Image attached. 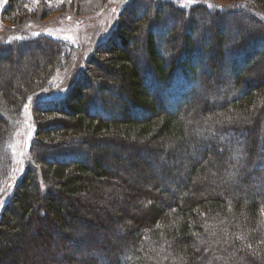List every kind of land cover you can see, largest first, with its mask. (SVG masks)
Returning <instances> with one entry per match:
<instances>
[{
	"label": "trees",
	"instance_id": "16d2710c",
	"mask_svg": "<svg viewBox=\"0 0 264 264\" xmlns=\"http://www.w3.org/2000/svg\"><path fill=\"white\" fill-rule=\"evenodd\" d=\"M72 1L7 0L1 15L19 27ZM228 2L133 0L56 98L47 95L70 71L72 46L46 35L0 43V192L12 185L25 109L33 121L30 165L0 213V264H17V252L21 264H264V154L253 142L264 149V0ZM214 87L217 104L201 98ZM194 136L212 145L196 162L186 145ZM219 142L228 146L218 151ZM130 172L146 177L142 188L122 178ZM176 172L183 182L171 180ZM107 182L115 194L106 202L129 199L138 215L118 205L116 216L103 207L96 219L79 215L73 201ZM113 226L102 243L95 232Z\"/></svg>",
	"mask_w": 264,
	"mask_h": 264
},
{
	"label": "rangeland",
	"instance_id": "374dc122",
	"mask_svg": "<svg viewBox=\"0 0 264 264\" xmlns=\"http://www.w3.org/2000/svg\"><path fill=\"white\" fill-rule=\"evenodd\" d=\"M133 0H73L72 6L67 10L66 12L62 13L56 10V12L52 13L49 17L43 20H36L35 22H31L25 25H21L19 27H14L10 23L5 22L2 19V11L6 5L7 0H0V43L1 42H12L15 40H20L22 37H30V36H36V35H46L49 37H52L54 39L63 41L68 43L70 46H72L74 53L73 58L71 60L70 64V71L66 73H62L57 76L55 79V88L53 89L52 93L47 95L48 97L56 98L59 95H62L63 92L68 88L72 81L75 78V75L78 70L82 69L83 66L86 65L87 60L89 56L93 53L94 49L101 44L106 39V36L109 35L114 31V28L116 27L118 23V16L120 15L121 11L123 10L124 6L130 4ZM171 2L179 4L181 7H190L195 4H218L222 6H227L230 3L228 0H169ZM125 17V16H124ZM226 33L230 32V29H225ZM36 49V48H35ZM34 49V50H35ZM23 51H21L22 53ZM27 52V51H26ZM261 53V52H260ZM264 54V51L262 52ZM7 53H0V58H6ZM10 59L7 58L9 63L6 67L9 71L14 72L16 69L17 61L15 60L13 54L10 52L9 54ZM41 62L42 59H39ZM1 64V63H0ZM262 65H264V61L262 62ZM1 67L4 65H0ZM3 68V69H4ZM257 71V70H256ZM259 71V70H258ZM257 71V72H258ZM223 76L222 79H225L227 77V69H223ZM74 76V77H73ZM209 93L206 94L204 97H201L205 100L210 101L212 104H217V102H220L222 98L223 92L218 87H214ZM231 94V95H237ZM204 101L199 103V107H201L204 103ZM25 109L22 115V124L21 129L19 133L15 136V139L12 144V157L14 160L15 170L13 172V176L11 177V186L7 187L8 190L6 192L1 191L0 192V213L1 210L6 203L7 199L10 197L11 192L15 188L17 181L20 178V175L25 170V168L28 166L29 158H28V147L29 143L32 141L33 137V121L30 118L31 112L29 110ZM259 126V125H258ZM262 126H264V121L262 122ZM192 127V126H191ZM264 133V131L262 132ZM264 135V134H263ZM200 140H203V144H200ZM207 140H210V137L204 138V136L196 137L192 139L189 143H187V149L189 151V158L188 160L192 162L199 161L201 158V151L208 150L209 147L212 145L208 144ZM254 141V148L258 151V155L256 156L258 158H262L264 149L259 146V150L257 143V139H253ZM171 145V144H168ZM210 145V146H209ZM227 143L219 142L217 143L216 147L218 148V151L222 150L223 148H226ZM232 147L229 149L227 158L233 159L234 156L238 157V154L240 150L236 147V145L233 143L231 145ZM230 147V146H229ZM194 149H197L196 151ZM238 153V154H237ZM213 153L210 152V156L208 157L209 160L215 159L214 156H212ZM157 157V156H156ZM159 166H165L167 163H165L162 159H157ZM126 161V159H124ZM180 161V160H178ZM185 162L183 161V164ZM181 164V165H183ZM184 168V167H183ZM182 169V166L180 167ZM235 168L233 167V171ZM248 172L251 171L250 169H245ZM233 171H231L230 167L227 168L228 172V178L231 180L235 178V175L233 174ZM262 170H259L261 172ZM177 173V172H176ZM175 173V174H176ZM123 179L130 180L132 179L136 183V187L142 188V182L146 179L139 173H133L130 172L128 175L123 174L121 175ZM153 177V176H152ZM176 178V179H175ZM150 178L148 177L147 180ZM154 180H158L159 183L163 185V189L166 191L171 190V186L168 185V181L162 182L161 176H159L156 172L154 173ZM172 181H182V177L180 174H176ZM259 185L256 187L258 188ZM144 188V185H143ZM144 190H148L144 188ZM115 194V187L113 186V183L107 182L104 185H100L97 187L94 191H91V194H87L85 196H79L76 198L74 203H76V211L79 212V215L83 214L82 217H84L86 220H93L101 215L98 212V207H103L109 212V215L116 216L117 209L115 208L116 205H118V202H112L111 204L106 202V198L110 200L114 197ZM112 200V199H111ZM129 200V199H128ZM126 201L124 204L118 205L124 212H128V214L131 215H138V207L130 206V201ZM75 205V204H74ZM88 208V211L87 209ZM85 209V210H84ZM67 220H70L67 218ZM28 227L36 226L34 221L30 222ZM128 223V222H127ZM112 230L103 231L102 229L99 230V232H95V234H99L98 237L99 240L104 242V238H102L101 234H105V238L108 236L109 241H113V237L115 234H117V227H112ZM47 231H34L32 234V237L35 239L44 236V234H53V230L51 228L46 229ZM94 232V231H93ZM106 232V233H104ZM97 236L95 235V238ZM117 237V236H116ZM114 243V242H113ZM116 243V241H115ZM125 253V252H124ZM125 255V254H124ZM17 259V264H21L23 258L21 257V253L17 252L14 255ZM2 263V262H1Z\"/></svg>",
	"mask_w": 264,
	"mask_h": 264
}]
</instances>
